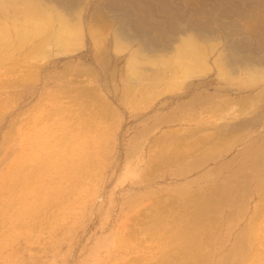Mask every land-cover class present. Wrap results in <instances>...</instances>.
<instances>
[{"label": "rangeland", "instance_id": "rangeland-1", "mask_svg": "<svg viewBox=\"0 0 264 264\" xmlns=\"http://www.w3.org/2000/svg\"><path fill=\"white\" fill-rule=\"evenodd\" d=\"M57 1L41 36L17 45L14 70H0V264H264V99L236 132L214 127L211 109L245 92L214 76L127 98L106 15L118 0ZM251 1L208 8L239 20L255 2L264 21V0ZM83 22L64 52L65 26Z\"/></svg>", "mask_w": 264, "mask_h": 264}, {"label": "bare ground", "instance_id": "bare-ground-1", "mask_svg": "<svg viewBox=\"0 0 264 264\" xmlns=\"http://www.w3.org/2000/svg\"><path fill=\"white\" fill-rule=\"evenodd\" d=\"M43 1L48 5L54 3V8L55 4L57 7L60 6L57 0ZM139 1L118 0L117 2L115 1V5L113 3L108 4L109 6H107L106 11V15L113 22L114 51L118 53L116 56L125 59L124 73L126 74L123 79L126 87L125 91L127 92L125 97L134 98L138 93L146 92L145 95L143 94L144 97H142V100H145L144 102L154 100L157 97L167 98L169 95L165 92L170 93L175 86V89H186L194 79L203 80L214 76L217 79H222L227 87H229L224 89L233 91L237 95H242L245 92L243 94L245 99L235 102L236 99L234 102H230L229 107L218 109L212 107L211 117L214 115L216 117L214 119L218 120V122L214 119V121H210L212 123L216 121V126L214 127L219 130L238 132L244 129L246 126L242 124L243 121L239 116H243L249 107L256 106L255 104L264 99V91L252 93L256 89H264V56L262 58L254 56L255 46L258 48L260 42L264 43V30L261 29L264 26V21L260 20L257 14H254L257 4L253 3L254 9L252 10L254 12L247 10L241 13L240 19L237 20L233 16H224L223 14L226 13V9L220 8L224 10L220 11L215 7L216 3L213 4L214 6L210 10L208 8L209 0ZM244 1L249 2L251 0ZM50 6L43 5L39 0H0V70L3 69L5 72L14 70L13 63L17 48L23 42L29 41L27 40L28 36L40 35L42 34L41 31L46 29L47 20L49 18L52 19L48 8ZM53 6H51L52 9H54ZM73 19L72 21H74ZM248 21H252L253 24L247 23ZM84 22L81 24L83 27L79 25L80 28L78 27L76 30V25L75 28L73 26L74 29L72 27L66 28L65 26V30L60 34L62 39L59 38L62 44L65 45L63 46L64 52L70 51L66 48V44L73 42L72 40L77 35L80 36V40L82 41L83 35L86 33ZM224 22L229 23L226 24L228 26ZM30 24H33V26L31 25L32 28L27 29ZM49 28L48 31L51 30ZM52 34L49 32L51 38ZM49 35L47 33L45 35L47 38L43 37L44 40H38L36 43L33 42L34 45L32 44L27 53L38 51L40 49L39 45H42L40 42H43L44 45L47 44L46 42L50 39ZM244 45L248 46V49L243 50L247 55L241 59V61H245L238 64L235 62L236 59L233 58V53L237 54L239 50H242L240 48H243ZM46 49L48 48L46 47ZM18 50L20 49L18 48ZM40 50H43V48ZM249 50L253 52V55L250 54ZM40 55L39 57H41ZM39 59H42V57ZM228 100L231 101L230 99ZM236 105L237 107H235ZM195 113H192L193 118L200 116L199 112ZM256 121L259 120L257 119ZM254 130H250L249 128L247 133L245 131V135L253 133ZM261 136H264V132H262ZM261 149L264 150V143L261 144ZM262 150L260 155L264 153ZM249 152L251 153V151ZM262 159H264V156H262ZM247 189L246 191L249 190ZM193 206L195 207V205ZM243 214L242 212L241 216ZM239 242V249H241V246L243 249L245 245L244 239L240 238Z\"/></svg>", "mask_w": 264, "mask_h": 264}]
</instances>
